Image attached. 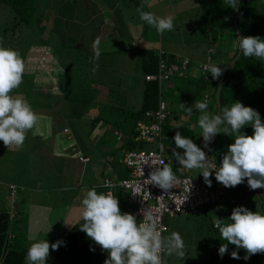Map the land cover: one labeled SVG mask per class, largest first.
Returning a JSON list of instances; mask_svg holds the SVG:
<instances>
[{
	"label": "rangeland",
	"instance_id": "374dc122",
	"mask_svg": "<svg viewBox=\"0 0 264 264\" xmlns=\"http://www.w3.org/2000/svg\"><path fill=\"white\" fill-rule=\"evenodd\" d=\"M80 1L81 0H59L58 8H56L55 11L56 13L60 11L59 14L61 17H57L54 20L52 19V23H50L48 29L45 28L46 26L40 28L42 26L41 24L44 22L43 14L46 12V9L41 10V16L33 19V26H30V30L26 32V34L29 32L28 39L26 38V42H23V46H19V48L16 46V39H12V34L16 33L15 31H17L18 27L19 29L21 28V25L18 27L14 26L18 16L7 3L0 2V35L3 37L0 44L6 46L10 45L12 46L11 49L20 53L21 58L25 62V68L29 69L28 72H25L26 76H24V82H31L34 88L37 85L40 92L44 93L49 91L46 85L51 79V74L60 77V82L67 86L66 84L70 82L69 78H64L65 81L62 80L65 76V72L69 75L85 72L86 79L90 83L91 81H93V83L99 82L102 78L105 83L99 84H101L103 91H106L109 89V86L112 85L110 90L119 93L114 94L111 91L110 95L112 100L109 99L111 101L110 103L114 102L122 106L138 107L141 103L142 95V74L140 72L141 68L139 66V58L136 51L139 48L129 47L127 50H124V52L119 51L120 53H116L114 56L107 52L97 54L95 51L92 53L91 46L92 44L94 45V43L89 34L90 28L95 25L93 31L96 29L95 36L99 34V41L110 37L111 40L109 42L113 45L116 44L117 41L122 40L123 35L127 33L124 32V28L136 20L137 17L133 12V10L136 11L135 7L131 5L128 6L124 0H87L84 3ZM215 1L216 3H213L212 0H169L170 8L167 9L165 14H160L161 17L168 15L174 17V29L165 31L162 36L159 35L160 38L155 39L152 44L156 45L155 48L158 50L160 48L159 44L162 43V39L164 44H166L167 41L169 44L167 48L175 54L176 61H179L177 65H179L181 59L187 57V55L191 57V59L194 60L195 66L190 69L191 66L187 65L185 67L186 74L190 72H194L197 75L199 74L201 67L197 65L196 62L206 61L205 65L210 63L215 64L216 61L222 63L223 59L218 57L220 53L218 49L221 48V42L225 43L223 52L228 50L227 47L229 45L226 43V37H224V39H218L220 36L219 31L221 30V34L223 32L221 25L223 23L221 19L226 15L223 11L225 10L224 7H226V4L223 3L224 0ZM118 6L122 7L123 10H121L120 7L117 9ZM140 7L143 8L145 12H152L157 15L152 6L144 8L140 3ZM85 21L89 22L88 28H83L82 31L79 32L80 34H78L77 31L85 25ZM145 25L150 27L147 23H145ZM13 26L14 29H12ZM130 30L133 34H138L137 31L131 28ZM72 33H74V36ZM8 37L12 40H7ZM180 38H183V43L181 42L182 40H179ZM138 39L141 40V36H139ZM124 40L125 41L122 42L126 44L130 42L131 39L128 35L125 36ZM40 43L48 45L41 46L39 51H33L31 46ZM140 44L142 45L141 41ZM143 45L146 47L148 43L145 42ZM164 46L162 47L163 50H165ZM212 54L216 55L213 59L211 58ZM79 60H84L85 65H81ZM69 62L74 64L77 63V66L72 70ZM62 69L64 70L62 71ZM191 79H193V77ZM190 81V78L188 79L187 77L183 79V86L187 87L188 90H193L195 88L193 83L195 82L196 84L197 80H194V82ZM162 85V91H164L162 95L167 101L166 98L169 97L166 96L165 93V82H163ZM200 85H203L202 81H200ZM133 86L137 87L139 90L135 91ZM204 86L205 85L198 87L196 93L193 92L191 94L196 101L195 104L199 102L198 100H200V97L202 99V95L206 92L203 89ZM25 87L28 88V86ZM20 91L22 90L15 92L13 95H20V93H23ZM27 92H25L24 95H26ZM38 92L39 91H33L34 94ZM194 93L196 98L193 95ZM210 93L212 94V100H214L213 92ZM41 95L43 94L41 93ZM52 108L55 112L54 117V113L51 112V117L49 119L41 118L36 130L27 133L22 148H8L3 144V141L0 140V207L11 209L12 213L13 211L19 213L21 217L18 222L19 227L24 229L26 225L28 237L36 236V238H47V235L50 236L52 231L53 233L57 232L56 235H58L60 227L56 224L57 220L63 219V225L65 227V223H68L70 220L67 217H69L70 213L75 211L73 207L75 208L77 205L80 206L84 198L82 196L84 194L86 195L88 189H93V187L86 186L87 188L83 192V185L78 189L76 169L82 170V163H79L77 160H67L66 157L61 156L63 154L60 153L61 146L62 148H64V145L65 147H71L74 135L78 140V146L81 150L91 151L94 149V147H91V141L93 140H91V130L89 128V123L91 122L89 120L91 117V109H89L80 120L78 119L79 121H77L75 126H72L70 123H64L66 120V113L64 112L67 111L68 113L67 108L57 106V104L53 105ZM125 111L126 109L122 114H125ZM181 114H184L185 117L188 113L181 112ZM199 116L200 115L195 112L191 117L188 115V117L184 119L193 125L195 136L198 140L200 139L199 130H202L198 125ZM75 119V117H72L71 123H73ZM64 128L68 129L65 130ZM60 133L62 138L66 139L63 143ZM68 135L71 139H68ZM59 141L61 146L57 145ZM202 142L203 144L200 147L203 150L204 140ZM73 150H75V148ZM209 161L214 163L212 157L209 158ZM108 167L109 166L106 165V171ZM83 171L86 173L89 171L86 165ZM200 171V169H192L188 170V173L203 178ZM88 178L91 181V174L88 175ZM79 179L81 178L79 177ZM210 179L213 183H217L214 173H212ZM100 180L101 178L99 177L98 181ZM12 183L15 184L14 192L10 186ZM236 187L237 186L224 187L225 196L232 195L238 199L236 204L218 202L216 206H207L206 209L200 207L198 210L191 212L193 214L177 215L171 218V225L177 220L179 222L178 228L182 230V232L188 229L192 236L194 224L199 222L197 225H200L202 229L201 238L210 237L215 240L220 238V233H216V230L212 227L210 222L221 221L226 224V222L231 220V212L235 207L244 206L248 208V202L253 198L251 192L246 194L243 189L239 190ZM242 187H245V185H241V188ZM94 188L97 192H104V187ZM234 189L235 192H233ZM242 191H244L245 194ZM19 207L26 208V213ZM61 215H67V217H60ZM39 222L43 224L41 229L37 228ZM172 231L175 232L174 226L165 231L164 235L169 236ZM185 238L189 242L186 236ZM204 243L205 240H203V244L200 241H196L194 244L191 242V247L185 252L183 258H179L174 254H164V264H206L207 261L205 263L202 256L205 255L209 261L211 259V254L209 248H207L206 253H202L205 251ZM23 264H27L26 260Z\"/></svg>",
	"mask_w": 264,
	"mask_h": 264
},
{
	"label": "trees",
	"instance_id": "16d2710c",
	"mask_svg": "<svg viewBox=\"0 0 264 264\" xmlns=\"http://www.w3.org/2000/svg\"><path fill=\"white\" fill-rule=\"evenodd\" d=\"M85 1L87 0H81L80 2L84 3ZM134 1L135 0H132L130 2ZM137 1L139 0H136V2ZM0 2L7 3L18 16L14 26L18 27L21 25V28L19 29L18 27L17 31H15V34H12L14 31L11 33L13 36L12 39H16L15 43L17 48H19V46H23L22 43L26 42V38L28 39L29 32L27 34L26 32L30 30V26H33V19L41 16V10L46 9V12L43 14L44 22L41 24L42 26L40 28L46 26L45 28L48 29L50 27V23H52V19L54 20L57 17H61L59 14L60 11L57 13L55 11V9L58 8L59 0H0ZM212 2L216 3L215 0H212ZM223 3L226 4V7H224L225 10H223L226 15H224L225 17L221 19L223 23L221 24L223 32L221 34V30L219 31L220 36L218 39H224V37H226V43H228L229 46L227 47L228 50L223 52L225 43L221 42L222 45L221 48L218 49L220 52L218 57H221L223 60L222 63L216 61L215 65L223 68L226 62L232 59L237 53L238 56L224 71L220 84L218 82L220 77L218 79H213L211 72H206L205 70H201L198 75L192 72L187 76V78L189 77L191 79L193 77L190 82L197 80L196 84L195 82L193 83L195 88L192 90V92L196 93L198 87L205 85L203 89L206 92L202 95V99L200 97V100L198 101L203 102L205 99H207V111L210 114H217L218 105L220 112L222 108L231 107V105L236 101H240L245 106H250L257 110L261 116L262 122H264V59H259L254 56L245 57L241 50L238 52L240 37L251 35L259 36L264 39V0H238V7L236 8L237 10L230 7L227 3V0H224ZM88 24L89 22L85 21V25L77 31L78 34H80L79 32H81L83 28L87 29V26H89ZM14 26L12 29H14ZM94 26L95 25L90 28L91 31L89 30L90 38L93 41L95 39L96 31V29L93 31ZM74 33H72L73 36ZM8 39L10 41L12 40L9 37L7 40ZM2 40L3 37L0 35V42ZM43 45L45 46L48 44H34L31 47L33 51H39V48H41ZM0 46H4V48H12L10 45L6 46L0 44ZM135 47L138 48V46ZM136 51L139 58V66L141 68V83L143 89L141 103L138 107H129L126 105L122 106L115 104L114 102L110 103V100H112L110 93L114 90H110L106 93L105 90L103 91L101 84H99L104 82L103 79L101 78L99 82L93 83V81H91L90 83L86 79L87 77L85 76V72L78 73L76 75H69L65 72V76L62 78V80H64V78H69L70 82L66 84L67 86L60 82V77H56L55 74H51V79L46 85L49 91L44 93L40 92V89L37 87V85L34 88L31 82H24L23 80L21 85L17 89L13 90V92L10 94L13 95L15 92L22 90L20 92L23 93H20V95L26 98V100L28 99L32 109L43 119H49L51 117V112L54 113V117L55 112L52 107L55 104H57V106L67 108L68 113L67 111L64 112L66 113V120L64 123H70L72 126H75L77 121H79L80 118L83 117L89 109H91V117L89 118L91 121H89L91 123L89 127L90 130L95 126L99 127L101 123L104 124L107 122L108 125H111V127H113L115 130H122L128 135V138L125 139L128 142V148L146 147L148 146V143L145 141H135L130 138V136L135 133L134 125L137 119L143 117V113L146 109L155 108L157 106L159 95L164 93V91H162L163 82H165L166 86L164 87L165 93L169 95L171 90H174V87L167 84L168 81H170L171 78L184 79V77H178L176 74H172L169 78L163 79L162 84H159L160 81L158 79H146L143 74L158 72L159 59L161 57L165 59L167 63H171L172 65L179 61H176V56L174 53H166L164 51L163 53H160L161 56H159L156 50L148 49L143 46ZM214 57H216V55L212 54L211 58L213 59ZM79 63L81 65H85L84 60H79ZM69 64L72 70L75 66H77V63L74 64L69 62ZM28 70L29 69L25 68V72H28ZM63 70L64 69H62V71ZM25 72L23 79L25 78L24 76H26ZM200 81L203 82V85H200ZM218 84L219 92L217 93L216 90L218 88ZM25 86H28V88L31 86L32 87L28 89ZM175 88L183 93V95L178 96L176 99H182L186 93L185 89L188 88L184 87L183 83L176 85ZM33 91L39 92L34 94ZM25 92H27L26 95H24ZM210 92H213L214 100H212V94ZM41 93L43 95H41ZM113 93L119 94L116 92ZM195 93L193 94L194 96ZM124 108L126 111L125 114H122L124 113ZM196 113L201 115L199 110H197ZM72 117L76 118L73 123H71ZM176 119L177 118L172 115L171 118L168 117L163 124V142L165 144L167 154L173 160H175V157L172 155L173 149L181 154H183L184 151L183 149L177 148L175 145L173 137L175 136L176 132L179 131L182 136L192 139L193 142L195 137V131L193 127L186 124L185 122L183 123L182 121L177 123L175 121ZM221 127L223 128V126ZM241 132H244L247 135H252L253 128L251 125H247L241 129ZM96 135L97 134H95L94 137H96ZM103 141H108L106 134L99 136V139L92 144H96L95 149L98 150L100 146L99 142L101 143ZM233 142L234 136L231 137L224 133L216 134L209 142L206 149L208 159L212 157L216 167H219L223 155L227 152L228 146ZM86 153L91 155L90 150H85L80 154L87 156ZM90 162L91 160H89V163ZM90 165L91 164H89L88 167L89 171H91ZM168 165L172 167V170H176V166L173 163ZM119 168L120 166H118V169ZM123 168L124 169L120 170L119 173L121 175L124 174V176H128V168L125 167L124 164ZM105 177L106 176L104 175L103 180ZM196 177L204 181L202 177ZM212 184L216 185L215 183ZM241 185H245V187L241 188ZM236 188L239 190L243 189L246 194L251 192L253 194V198L248 202V209L253 212L256 211L264 214V188L255 190L250 189L247 184V178H245L244 183L237 185ZM244 191L242 192L244 193ZM233 192H235V189ZM114 195L116 198H118L119 204L127 202V192L121 187L116 188ZM231 199L234 200L231 201ZM218 202L236 204L238 199L232 195H224L223 199ZM218 202L212 205L205 204L201 207L206 209L207 206H216ZM19 218L21 217L18 212L13 211L12 213L11 209L9 210L6 207H0V264H23L26 260L28 250L26 248L27 246L24 244L23 238L25 237L23 229L19 227ZM83 223L84 221L79 216L78 219L71 225L65 237L62 239V243L58 249L54 251L51 264H104L105 260L108 258V252L103 250L91 238L87 237L86 233L80 229V226ZM210 223L216 230V233H218L219 230L215 227L216 224L214 221ZM226 223H231V220ZM204 240L211 254V259L209 261L205 255L202 256L205 263L207 261L206 264H264V253L252 255L249 259L245 260V250L243 248L237 249L235 245L231 244H228V250L221 258L218 252L219 247L222 243L226 244L227 241H224L221 238H217L215 240L214 238L210 237H205ZM233 251H238L240 259H233L231 257V253Z\"/></svg>",
	"mask_w": 264,
	"mask_h": 264
},
{
	"label": "clouds",
	"instance_id": "9594fccd",
	"mask_svg": "<svg viewBox=\"0 0 264 264\" xmlns=\"http://www.w3.org/2000/svg\"><path fill=\"white\" fill-rule=\"evenodd\" d=\"M227 3L234 9L238 7V0H227ZM138 11L140 19L158 33L174 29L172 15L161 17L152 12ZM239 49L245 57L264 59V39L259 36L240 37ZM187 58L192 69L195 66L194 60ZM205 62L196 64L201 70L211 72L213 79H218L222 75V68L211 63L203 68L202 64ZM179 69L185 71L181 61L175 73ZM24 72L25 62L20 53L11 48L0 47V140L8 148H22L27 133L35 131L41 120L23 96L10 94L23 82ZM181 107L185 105L182 103ZM195 107L201 113L198 125L202 129L205 147H208L218 133L234 136V142L228 146L219 167H216L201 147L177 131L173 137L175 145L184 151L181 154L173 149L172 155L181 168L200 169L209 187L212 184L211 170H215L216 181L225 187H235L247 178L250 189L264 188V122L259 112L240 101H236L231 107L222 108L215 115L207 111V99L197 102ZM188 111L191 112V108ZM247 125L253 128L252 135L241 132ZM176 182L177 177L172 167L163 160L148 175V183L165 192L175 187ZM80 217L84 221L80 229L108 252L104 264H164V254H174L179 258L185 256L184 240L180 233L172 232L167 237L163 236L159 219L151 212L143 210V218L140 220L132 213L122 212L118 198L111 192H97L95 188L88 190L82 200ZM230 219L231 223L218 221L215 225L220 238L227 241L219 247L221 258L227 252L228 244L235 245L237 249L243 248L245 260L252 255L264 253V214L238 206L232 210ZM61 243L57 241L50 245L47 239L34 240L27 251V264H46L50 247L57 250ZM231 257L240 259L238 251H233Z\"/></svg>",
	"mask_w": 264,
	"mask_h": 264
},
{
	"label": "built area",
	"instance_id": "2783aa9c",
	"mask_svg": "<svg viewBox=\"0 0 264 264\" xmlns=\"http://www.w3.org/2000/svg\"><path fill=\"white\" fill-rule=\"evenodd\" d=\"M159 56L163 53L162 48L158 49ZM187 57L181 60L183 68L188 64ZM205 63L202 64L204 68ZM176 64L167 63L162 57L159 59L158 72L145 73L146 79H158L162 83L163 79L175 74ZM183 73L182 70H179ZM178 73H181L179 72ZM169 116V109L165 99L160 95L157 107L146 109L143 117L137 119L134 125L135 133L130 136L135 141H145L148 146L141 148H128L121 159L122 163L129 170V175L117 179L106 176L102 182L105 193L111 192L113 195L117 187H121L127 192V207L137 220L143 218V210L151 212L158 217L160 229L163 236L167 230L166 217L186 214L196 211L202 205H212L223 199L225 195L224 186L221 183L211 184L209 187L205 181L188 173V169L181 168L178 161L173 160L168 154L164 144L163 124ZM67 130L68 128H64ZM116 137L122 139L124 133L118 131ZM68 139L71 137L68 135ZM82 161L88 160V156L77 155ZM166 164L173 163L176 170L177 182L175 187L167 192L148 183V175L159 166V161ZM10 186L15 191V184ZM115 196V195H114ZM234 199H231L233 201ZM163 259V256H162Z\"/></svg>",
	"mask_w": 264,
	"mask_h": 264
},
{
	"label": "crops",
	"instance_id": "0c3cea01",
	"mask_svg": "<svg viewBox=\"0 0 264 264\" xmlns=\"http://www.w3.org/2000/svg\"><path fill=\"white\" fill-rule=\"evenodd\" d=\"M130 1H132V0H128V2H127V0L126 1L124 0L125 3H129L128 6L131 5V6L135 7L136 11L133 10V12L135 13V16L137 18L134 22L130 23L126 28H124V32L125 33L127 32V33L123 35V39L120 41H117V43L113 45L112 43L109 42L111 40L110 37L104 38L102 41H99L100 36H98L99 35L98 34L97 36H95V39L93 41L94 45L92 44V46H91V52L92 53L95 51L97 54H102L104 52H107V53H111V55L114 56L116 53H120L119 51L124 52V50H127L129 47L130 48L135 47V46H138V48H140L142 46L144 47L145 45H143V43L145 44V42L148 43L146 48L156 50V48H155L156 45L152 44V42L155 39H159L160 38L159 35L162 36V34L158 33L155 28H153L151 26L150 27L146 26L145 22L142 21L141 19H139L140 14L138 15V13H139L138 9L144 11V9L140 7V3L144 6V8H146L147 6H152L154 11L157 13V15L160 16V14L161 15L165 14L167 9L170 8V3L168 2L169 0H167V1H164V0H139L137 2H136V0L134 2H130ZM119 7L120 6H118L117 9ZM120 9L123 10L122 7H120ZM138 19H139V21H138ZM145 27H146V29H145ZM130 28L134 31H137L138 34L137 33L133 34V32L130 30ZM102 30H103V28H102ZM128 35H129L131 40H130V42H127L125 44V42H122V41H125L124 40L125 36H128ZM144 35H145L146 41H145ZM139 36H141V40L138 39ZM115 38H118V37H115ZM182 39L183 38H180L179 40H182ZM140 41H141L142 45L140 44ZM181 42L183 43L184 40H182ZM99 44H101V45H99ZM163 44H164V42L162 39V43L159 44V47L162 48L165 45L164 51L166 53L169 52V53L173 54V52L167 48L168 47L167 45H169L168 42L166 41V44H164V45ZM187 57H189V56L187 55ZM189 58H191V57H189ZM188 65H191V64L189 63ZM179 68H181V67H179ZM179 72H181V71H179ZM175 74L178 77H184V79L189 75V74H185V71H183V73L177 72ZM188 79H189V77H188ZM181 83H183L182 78H179V79L171 78V80L168 81V83H167V84L171 85L172 87H174V90L173 91L171 90V93L169 95L166 94V96H168V97L170 96L169 98H166L167 101L165 100L167 103V107L169 109V116L168 117L171 118V116L173 115L177 118L175 120L177 123L182 121L183 123L185 122L186 124L193 127V125L191 123H188V121H186L184 119L186 117H188V115L191 117V115H193L197 111V109L195 107L196 101L194 100V97L191 96V94L193 93L192 90H188V89H185L186 93L184 94L182 99H180V100L176 99L178 96L183 95V93L181 91H179L178 89L175 88L176 85L181 84ZM111 86H109V89H107L105 91L106 93L108 91H110ZM133 89L135 91L139 90L135 86H133ZM142 94H143V89H142ZM162 97H163V95H162ZM141 99H142V95H141ZM182 103L185 105V108L181 107ZM188 108H191V112L188 111ZM181 112L182 113L187 112L188 114L185 115V117H184V114H181ZM90 124L91 123H89V127H90ZM118 131H122V130H115L113 127H111V125L109 126L107 122H105L104 124L101 123V125L99 127L95 126L93 129H91V140H93L92 143L96 142L99 139V136H101L103 134H106L108 141L107 142L103 141L101 143L99 142L100 146H99L98 150L95 149L96 144H94V145L92 144L91 147H94V149L91 150V159H90V154L86 153L87 156L89 157V159L86 161L80 160L77 156L81 152H84V151L79 148L78 140L75 137V135L72 138L73 143H72L71 147L70 146L65 147V145H64V148H62L60 141L58 142L57 145L61 146L60 153L63 154L61 156H63V157L65 156L67 160H70V161L77 160L79 163H82V166H81L82 170H79L78 168L76 169V179H78L77 186L79 187L78 189H80V187L82 185H83V190H82L83 192L87 188L86 186H90L91 188L92 187L93 188L94 187H102L103 188L102 182H103V176L104 175L108 176V177H112V178L125 177L124 174L121 175L119 172H120V170L124 169L121 159L123 157L124 152L128 149V142L125 140L126 138H128V135L124 131H122L124 133V137L122 139H118L117 137H115L117 135ZM199 132H200V139L198 140L195 136L194 137V143H196L198 146H202V144H203V142H202L203 136L201 135L202 130H199ZM95 134H97L98 136L96 135V137H94ZM60 136H61V133H60ZM61 138H62V136H61ZM65 140L66 139L62 138V143ZM74 148H75V150H73ZM206 155H207V152H206ZM207 157H208V155H207ZM40 160H41V158H40ZM42 160H43V158H42ZM89 160H91L90 163H89ZM71 164H72V162H71ZM89 164H91L90 165L91 171H88L86 173L85 171H83V168H85V165L87 167H89ZM83 165H84V167H83ZM106 165L109 166L107 171H106V169H107ZM118 166H120L119 169H118ZM211 171H212V173L215 174V172L213 170H211ZM102 173H104V174H102ZM90 174H91V181L88 178V175H90ZM81 175H82V177H81ZM79 177L81 179H79ZM94 177H96V178H94ZM99 177L101 178L100 181H98ZM93 178H94V180H93ZM218 183L219 182H217L215 184H218ZM104 192H105V189H104ZM82 197H85V194ZM127 206H128L127 202L119 204V207L121 208L122 212L131 213ZM19 208H21L24 212L26 210V208H22V207H19ZM208 208H212V207H208ZM73 209L75 211L73 213H70L69 217H67V215H64L65 217L70 219L68 221V223L67 222L65 223L66 224L65 227L63 225L64 224L63 219L57 220L56 224L59 225V227H60L58 235H56L57 232L53 233V231H52V234L50 236L47 235V238H45V237H42V238L37 237L36 238V236H34V237H32L34 239H30L31 236L30 237L27 236V229H26V225H25V228L23 229L25 238H23V239H24V244L27 246L26 247L27 250H28L29 246L31 245V243L34 242V240L48 239L50 245H51V243H55L57 241H62V239L65 237L67 231L71 227V225L80 216V213L82 210V204L80 206L77 205V207H75V208L73 207ZM190 214H193V213H190ZM190 214L188 213V214H179V215H190ZM40 216H42V215H40ZM64 216L61 215L60 217H64ZM176 216L166 217L167 230H169L170 227L173 228V226H174L175 232L180 233V235L182 236V238L184 240L185 252L188 250L189 247H191L190 246L191 242H192V244H194L196 241H200L203 244L204 239L201 238L202 237V234H201L202 229H201L200 225H197V224H199V222L197 224H194V232L191 236V233L188 229H185L184 232H182V230H180L178 228L179 222L177 220L174 221V223L171 225L170 219L173 217H176ZM214 223L216 224V221H214ZM42 227H43V224L41 222H39L37 228L41 229ZM172 232H174V231H172ZM185 236L189 239V242L185 238ZM165 237H167V236L165 235ZM207 248H208L207 244L204 243V250L205 251H203V252L201 251V252L206 253ZM54 251L55 250H52L50 247V255L48 257L46 264H51V260H52V256H53Z\"/></svg>",
	"mask_w": 264,
	"mask_h": 264
},
{
	"label": "water",
	"instance_id": "95a60500",
	"mask_svg": "<svg viewBox=\"0 0 264 264\" xmlns=\"http://www.w3.org/2000/svg\"><path fill=\"white\" fill-rule=\"evenodd\" d=\"M237 10V9H236ZM240 51V49L238 48V52ZM238 56V53L232 58V59H230L226 64H225V66L222 68V75L220 76V78H219V84H220V82H221V79H222V77H223V74H224V71L226 70V68L233 62V60L236 58ZM219 84H218V88H217V93L219 92ZM219 113V105H218V112H217V114ZM206 149H207V147H205V146H203V150L206 152ZM215 172V171H214Z\"/></svg>",
	"mask_w": 264,
	"mask_h": 264
}]
</instances>
